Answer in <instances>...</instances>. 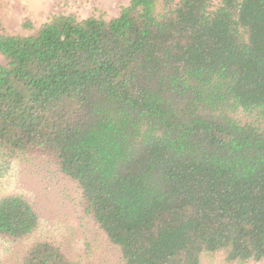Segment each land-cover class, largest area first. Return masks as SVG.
Returning a JSON list of instances; mask_svg holds the SVG:
<instances>
[{
	"label": "trees",
	"instance_id": "16d2710c",
	"mask_svg": "<svg viewBox=\"0 0 264 264\" xmlns=\"http://www.w3.org/2000/svg\"><path fill=\"white\" fill-rule=\"evenodd\" d=\"M21 27L0 24V176L42 159L113 264L264 260V0H128ZM38 227L25 196H0V239ZM86 257L44 238L17 264Z\"/></svg>",
	"mask_w": 264,
	"mask_h": 264
},
{
	"label": "rangeland",
	"instance_id": "374dc122",
	"mask_svg": "<svg viewBox=\"0 0 264 264\" xmlns=\"http://www.w3.org/2000/svg\"><path fill=\"white\" fill-rule=\"evenodd\" d=\"M128 0H0V24L8 34L27 35L21 27L28 19L37 27L54 14H73L78 19L90 15L108 19ZM0 61L2 57L0 55ZM0 176V196L21 194L39 214V227L20 243L0 239V264H17L29 243L48 238L72 258L88 264H113L116 254L104 236L77 214L72 205L73 190L37 157H14ZM85 251L87 253H85ZM200 264H264V260L226 261L222 251L204 253Z\"/></svg>",
	"mask_w": 264,
	"mask_h": 264
}]
</instances>
